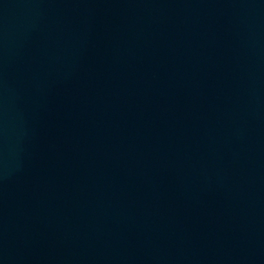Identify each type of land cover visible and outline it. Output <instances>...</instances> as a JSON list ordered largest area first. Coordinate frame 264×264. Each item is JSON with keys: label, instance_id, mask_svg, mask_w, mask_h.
<instances>
[{"label": "water", "instance_id": "water-1", "mask_svg": "<svg viewBox=\"0 0 264 264\" xmlns=\"http://www.w3.org/2000/svg\"><path fill=\"white\" fill-rule=\"evenodd\" d=\"M0 264H264V0H0Z\"/></svg>", "mask_w": 264, "mask_h": 264}]
</instances>
